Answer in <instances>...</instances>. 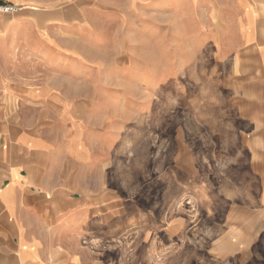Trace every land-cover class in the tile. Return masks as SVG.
<instances>
[{
    "label": "rangeland",
    "instance_id": "1",
    "mask_svg": "<svg viewBox=\"0 0 264 264\" xmlns=\"http://www.w3.org/2000/svg\"><path fill=\"white\" fill-rule=\"evenodd\" d=\"M236 2L0 0V122L47 129L55 160L86 146L69 185L101 197V229L66 241L82 264H264V86L237 70ZM248 2L244 33L264 24ZM46 81L69 102L17 96Z\"/></svg>",
    "mask_w": 264,
    "mask_h": 264
},
{
    "label": "crops",
    "instance_id": "2",
    "mask_svg": "<svg viewBox=\"0 0 264 264\" xmlns=\"http://www.w3.org/2000/svg\"><path fill=\"white\" fill-rule=\"evenodd\" d=\"M236 1L227 9L238 14L237 55H241V67L237 70L259 71L261 77L246 80L250 86H264V24L260 26L261 22L253 19L244 33L241 6L249 2ZM211 21L219 25L216 18ZM222 27L224 30L229 25L223 23ZM20 88L23 96H17L26 102H69L62 95L52 94L53 87L47 81ZM259 101L264 104L261 95ZM65 108L59 113L65 114ZM5 113L0 122V264H82L66 241L81 242L91 231L101 229V223L90 222L92 229L87 223L99 217L101 197L95 193L75 194L69 185L71 162L72 166L80 163L85 143L78 138L77 142L63 144V153L55 160L61 147L52 135L46 136L47 129L34 126L32 121L14 119L7 110ZM56 119L64 123V118ZM77 134L63 133L68 141ZM249 227L241 225V242L247 235L251 238L257 234L258 226L252 230ZM241 254L244 256L245 251Z\"/></svg>",
    "mask_w": 264,
    "mask_h": 264
}]
</instances>
